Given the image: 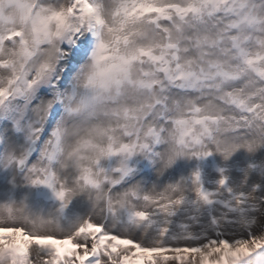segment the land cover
<instances>
[{"label": "snow or ice", "instance_id": "1", "mask_svg": "<svg viewBox=\"0 0 264 264\" xmlns=\"http://www.w3.org/2000/svg\"><path fill=\"white\" fill-rule=\"evenodd\" d=\"M0 264H264V0H0Z\"/></svg>", "mask_w": 264, "mask_h": 264}]
</instances>
